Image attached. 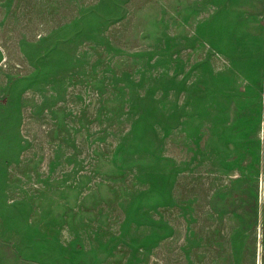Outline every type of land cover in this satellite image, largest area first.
<instances>
[{
    "label": "rangeland",
    "instance_id": "374dc122",
    "mask_svg": "<svg viewBox=\"0 0 264 264\" xmlns=\"http://www.w3.org/2000/svg\"><path fill=\"white\" fill-rule=\"evenodd\" d=\"M0 264H264V0H0Z\"/></svg>",
    "mask_w": 264,
    "mask_h": 264
}]
</instances>
